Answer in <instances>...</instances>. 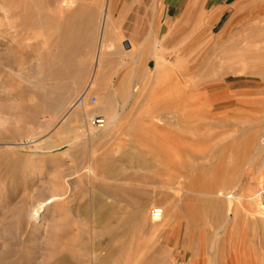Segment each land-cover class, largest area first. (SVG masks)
Instances as JSON below:
<instances>
[{
    "label": "rangeland",
    "instance_id": "1",
    "mask_svg": "<svg viewBox=\"0 0 264 264\" xmlns=\"http://www.w3.org/2000/svg\"><path fill=\"white\" fill-rule=\"evenodd\" d=\"M44 1L33 16L47 23L31 27L30 48L20 36L22 54L12 53L16 64L1 79L0 264H264V217L239 205L233 217L226 198L264 189L251 178L264 158V0L210 8L193 0L156 50L149 31L135 28L146 6L110 35L109 21L97 82L77 117L69 113L94 72L107 0H70L63 13L59 0ZM133 2L117 0L114 16ZM63 19L82 47L90 37L77 78L52 48ZM6 44L0 36L5 54ZM49 58L63 73L41 72Z\"/></svg>",
    "mask_w": 264,
    "mask_h": 264
},
{
    "label": "bare ground",
    "instance_id": "2",
    "mask_svg": "<svg viewBox=\"0 0 264 264\" xmlns=\"http://www.w3.org/2000/svg\"><path fill=\"white\" fill-rule=\"evenodd\" d=\"M73 0H71L72 2ZM85 2V0H83ZM97 0H91L90 4L92 5L93 3H95ZM2 7L0 8L2 13H3V19L4 22L3 24L0 25V36L3 38H5V40L7 41V43H9L8 45H5L6 49V54H5V50L4 53L0 52V85H1V79H2V74H3V69L7 66L9 67H14V65L16 64V61L14 59V56H12V53H16L18 57V55L21 56L22 52L20 50L21 45H20V41L19 38L21 35L26 34V38H27V42L25 43L23 48H30L31 45L28 43V35H29V30L31 29V27L41 24V25H45V23H47L49 17H42L38 20L34 19V14L35 12L38 10L37 5L40 3L41 8L43 9V4H45L44 0H2ZM59 6L61 9V12L63 13V7L67 4L70 3V0H59ZM116 2V0H115ZM89 4V3H88ZM74 5V4H72ZM48 7V5H47ZM58 7V6H57ZM60 9L58 10V13L60 12ZM44 10V9H43ZM78 10V9H77ZM56 11V10H55ZM70 11V10H69ZM79 11V10H78ZM73 12V11H72ZM55 13V14H58ZM75 15V14H74ZM59 16V15H58ZM60 16L62 17V15L60 14ZM74 17V16H73ZM64 18V16H63ZM62 19V18H61ZM68 19V18H67ZM67 19H63L64 22L61 23L60 29L58 32H62L60 33V37H61V41L58 42L56 41L53 45V49L56 51V59H59V61H61V63L63 62L64 66L67 67V65H71L74 67V78H77L81 75L83 67H84V63L86 62L85 59H83L80 54L83 53L85 50L84 47H87V51L88 48L90 49V46L88 42L90 37L89 34H87V36L89 37L88 41H86L85 45H83L80 43V39H81V34L77 31L76 27L73 24V21H68ZM53 20V19H52ZM56 20V19H55ZM87 20V18H86ZM89 20V19H88ZM50 21V20H49ZM110 21V15L108 13V6L106 5L105 7V12H104V16L102 19V27H101V36L99 39V46L97 49V53H96V57H95V62H96V66L94 69V72L92 73V76L90 78V81L88 82V85H86L85 89L80 93L76 103L72 106V110L70 111L69 115L73 112L74 115L79 116L81 113H85L86 114V110L84 107H86V103L88 102L90 93L92 91V89L95 87L96 82H97V74H98V70H99V64H101V60L102 57H104V46H105V41L107 39V32H108V22ZM92 22V21H91ZM90 22V23H91ZM49 23V22H48ZM52 23V22H51ZM60 24V22H58ZM87 23V22H86ZM89 24V23H88ZM55 25V24H54ZM77 25V24H76ZM3 26V28H1ZM85 27V26H84ZM92 28V26H90ZM90 28V29H91ZM80 29V27H79ZM89 29V30H90ZM84 30V29H83ZM91 31V30H90ZM85 33V32H84ZM83 33V36H84ZM87 33V32H86ZM114 34V33H113ZM11 44V46H9ZM42 48L46 49V52L48 51L49 47H48V42L44 41L42 43ZM3 49V48H2ZM1 49V50H2ZM8 50V51H7ZM3 51V50H2ZM50 51V50H49ZM48 51V54L50 53ZM58 62V61H57ZM40 65V64H39ZM54 68L55 70H57L58 75L60 74L61 68L63 69L62 66H60V62L59 64L55 62V60H53L52 58L46 59L45 63H43L41 65V69H42V73H44V71H48L50 68ZM70 67V66H69ZM101 67V66H100ZM48 69V70H47ZM71 69V67L69 68ZM60 72H59V71ZM72 70V69H71ZM73 72V71H72ZM63 73V72H62ZM66 76V75H65ZM70 76H73L72 74ZM63 77V75H62ZM60 75V78H62ZM59 77H56L54 80H50V81H54L53 84L57 85V87H59L60 83L63 84L61 81L62 79H60ZM70 78V77H69ZM48 81V82H50ZM52 84V83H51ZM53 87V86H52ZM51 88V87H50ZM63 88V87H62ZM61 88V91L63 90ZM59 91V90H58ZM52 92V91H51ZM50 93V92H49ZM62 93V92H61ZM50 96V95H49ZM51 97V96H50ZM48 100V99H47ZM52 100V99H51ZM60 101V100H59ZM71 116V115H70ZM74 118V117H73ZM70 119V118H69ZM263 147H261V151L264 152V141H263ZM250 147V146H249ZM250 149V148H249ZM260 151V150H259ZM258 151V152H259ZM260 151V152H261ZM239 152V151H238ZM246 152V151H245ZM252 152V151H251ZM235 153V152H234ZM241 153V151H240ZM247 154V153H246ZM231 155V154H230ZM250 155V154H249ZM239 156V155H238ZM251 156V155H250ZM256 157V156H255ZM259 157V156H258ZM264 157V156H263ZM230 158V157H229ZM236 158V157H235ZM240 158V157H238ZM245 159V158H244ZM250 159V158H249ZM144 160V159H143ZM242 160V159H241ZM259 160V159H258ZM125 163L129 162L127 159L124 158L123 160ZM258 162V161H257ZM260 162H261V158H260ZM243 163V162H242ZM262 163V164H261ZM260 166H256L253 167V169H258L257 172H253L251 173V178L256 179L257 181L260 182V184H262L264 182V158L261 162ZM259 165V163H258ZM238 168V167H237ZM250 169V168H249ZM248 169V170H249ZM84 170V169H82ZM174 170V169H173ZM86 172H90L92 173L94 176H96V173L94 171V169L90 168V167H86L85 168ZM113 170H109L106 173L110 176H117V175H121L120 172H112ZM252 171V170H251ZM84 172V171H82ZM85 173V172H84ZM177 173V172H176ZM82 174V173H81ZM175 174V173H174ZM91 175V174H90ZM248 177L250 176V174H247ZM98 177V176H97ZM178 177L181 179L180 180V190L183 191L184 190V185L183 182L187 179L186 175L183 173L178 174ZM192 179V178H191ZM69 181V179L67 180ZM247 182V181H246ZM179 183V182H178ZM185 183V182H184ZM188 184V182L186 183V185ZM230 184V183H229ZM232 185V184H231ZM242 185V183H241ZM245 185V184H244ZM231 187V186H230ZM244 187V186H243ZM246 187V186H245ZM253 187V186H252ZM260 187V186H259ZM178 188V187H177ZM187 189V188H186ZM190 189V188H189ZM177 190V189H176ZM121 191V190H120ZM187 191V190H186ZM119 192V191H118ZM117 192V193H118ZM224 192V191H223ZM120 193V192H119ZM119 193L117 194V196L119 195ZM219 193V192H218ZM121 194L124 195V193L121 192ZM120 194V195H121ZM223 193H219V195H222ZM248 193L246 192V194H240L239 196L236 195V193H229L227 194L226 198H227V202H228V208H229V212H232L234 210V214L233 217H235L238 213V205L240 207H242L243 209H245L248 212H251L255 215H259V217H264V189H259L257 192L251 194V195H247ZM180 195V194H179ZM218 195V194H217ZM216 195V196H217ZM182 196V195H181ZM210 198V197H209ZM218 199V198H217ZM204 200V199H203ZM195 202V201H194ZM189 203V202H188ZM233 203V204H232ZM44 203H41L40 205L38 204V207L33 209L32 211V217L36 218L39 214V211L43 208ZM241 208V209H242ZM219 209V208H218ZM220 210V209H219ZM244 210V211H245ZM243 212V211H242ZM247 212V213H248ZM247 215V214H246ZM216 216V215H215ZM247 217V216H246ZM257 217V216H256ZM45 216L42 215L39 217V219H41V222L44 221ZM255 218V216H254ZM155 222L157 221H163L164 219V210H163V215L160 218H154ZM215 219V218H214ZM213 219V220H214ZM217 219V217H216ZM40 221V220H39ZM208 221V220H207ZM216 222V221H215ZM155 224V223H154ZM212 225V224H211ZM42 224L40 225L39 228H41ZM158 225H156L157 227ZM155 227V226H154ZM210 228V226H209ZM216 228V226H215ZM214 228V229H215ZM212 229V228H211ZM38 233V232H37ZM110 253V252H109ZM112 253V251H111ZM5 255V254H4ZM3 255V256H4ZM11 255V254H10ZM109 254L107 255L108 257H110ZM12 256V255H11ZM106 256V257H107ZM6 257V256H5ZM8 257V256H7ZM9 258V257H8ZM7 258V259H8ZM11 258V257H10ZM1 259V257H0ZM17 259V258H16ZM108 259V258H106ZM108 262V261H107ZM23 263V262H20ZM29 263V262H28ZM11 264V263H9ZM16 264V263H15ZM25 264V262H24ZM107 264V263H106Z\"/></svg>",
    "mask_w": 264,
    "mask_h": 264
},
{
    "label": "crops",
    "instance_id": "3",
    "mask_svg": "<svg viewBox=\"0 0 264 264\" xmlns=\"http://www.w3.org/2000/svg\"><path fill=\"white\" fill-rule=\"evenodd\" d=\"M224 1L226 0H206V8L215 7ZM103 2L104 0H97L92 5L99 6ZM192 2L193 0H134L133 4L126 6L122 15L116 18L114 16L115 0H107L106 5L108 6V13L110 15L109 35L114 26L118 27L125 22L124 20L131 18L130 13L133 15L132 10L137 11L138 7L146 6L147 11L145 14L142 15L141 13H137L135 28L136 32L140 34H145V31H149V37H152L154 44L152 49L156 50L158 44L161 42L163 33L167 32L170 28L169 25L175 22L180 23L184 11H186L188 7V9H190ZM170 8H174L176 13L171 23L166 20ZM156 55L159 58H164L163 50Z\"/></svg>",
    "mask_w": 264,
    "mask_h": 264
},
{
    "label": "built area",
    "instance_id": "4",
    "mask_svg": "<svg viewBox=\"0 0 264 264\" xmlns=\"http://www.w3.org/2000/svg\"><path fill=\"white\" fill-rule=\"evenodd\" d=\"M92 123L99 128L105 127V119L102 117H93ZM162 215H163V210L161 208H154L151 211L152 218H160Z\"/></svg>",
    "mask_w": 264,
    "mask_h": 264
}]
</instances>
